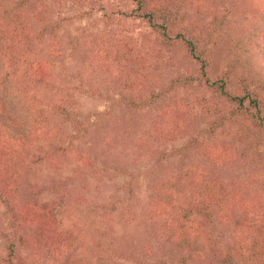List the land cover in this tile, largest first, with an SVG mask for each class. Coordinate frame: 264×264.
Returning a JSON list of instances; mask_svg holds the SVG:
<instances>
[{"label": "trees", "instance_id": "1", "mask_svg": "<svg viewBox=\"0 0 264 264\" xmlns=\"http://www.w3.org/2000/svg\"><path fill=\"white\" fill-rule=\"evenodd\" d=\"M53 1L61 5L89 0ZM108 1L97 0V3L106 9ZM132 1L131 9L121 10L119 15L140 18L153 29L156 33L150 46L153 51L137 49L128 36L110 46L105 35L96 34L87 41L91 63L106 83L129 93L122 98L126 107L156 111L155 118L150 119V128L138 139L139 145L151 142L161 146L189 135L183 146L171 152L160 151L159 159L171 154L190 157L194 153L200 161L195 162V167H203L199 171L181 168L154 184L155 195L150 196L146 215L157 222L162 250L177 264H218L222 251L210 232V227L218 221L232 227V240L227 249L230 257H223L221 264L234 263L235 256L245 264H264V7L255 8L252 17L241 23L239 49L232 48L236 57L232 60L225 57L223 72L212 77L213 59L208 44L219 42L209 34L204 39L206 31L201 22L194 18L188 20L177 0ZM49 10L50 5L39 0L29 10L24 4L19 5L12 15L15 22L0 19V240L3 246L0 264H96L94 254L83 249L84 241L79 234L61 227L56 208L57 197L60 203L74 197L72 182L85 179L99 169L83 147L62 145L51 149L45 146L53 131L44 127L37 111V98L24 84V78H14L9 70L12 64L27 62L28 75L35 87L59 88L53 58L61 55V50L52 45L50 52L42 55L31 25L33 18L45 26ZM199 11L209 15L217 8L202 5ZM44 26L42 31L46 30ZM177 48H182L199 65L200 72L197 76L178 75L164 82L157 73L160 64L153 63L170 59ZM237 69L241 73L237 92H233L229 84ZM194 81L203 83L210 95L205 91L184 94L183 86ZM199 106L201 113L211 119L208 120L209 134L218 128L225 131L227 121L236 128L234 134L230 138L218 137L213 142L200 137L204 129L194 134ZM58 108L77 128V136L84 138L91 133L94 122L79 120L62 104ZM102 135L109 144L117 143L112 135ZM155 152L159 151L155 149ZM247 158L258 163L260 172L242 184L236 179L224 183L220 173L212 176L206 171L241 166ZM66 163L74 164V174L51 179L42 187L37 178L33 180L38 176L36 171L27 184V172L37 170L38 166L48 164L59 172ZM261 183L262 187L252 188ZM130 192L133 196V189ZM75 196V200H80ZM116 204L103 206L104 216L116 209ZM111 219L112 215L106 219L109 225Z\"/></svg>", "mask_w": 264, "mask_h": 264}, {"label": "rangeland", "instance_id": "2", "mask_svg": "<svg viewBox=\"0 0 264 264\" xmlns=\"http://www.w3.org/2000/svg\"><path fill=\"white\" fill-rule=\"evenodd\" d=\"M37 1L39 2L0 0V19L12 23V15L19 5L24 4V8L29 10L32 3ZM43 1L50 5L48 23L44 26L32 18L31 25L35 35L33 38L38 43L42 55L49 53L52 45L61 50V55L53 58L57 66L59 88L49 90L42 86L35 87L28 75L27 62L22 61L17 66L12 64L9 70L14 78H24V84L37 98V111L44 120V127L53 131L45 146L51 149L62 145H71L69 148L83 147L94 159L97 170L99 169L87 178L71 183L74 196L71 200L67 198L60 203L57 197L59 204L56 211L61 227L70 228L79 234L80 239L84 241L83 249H89L94 254L96 264H177L172 262L159 244L160 229L157 222L146 215L150 196L155 195L154 184L159 179L176 174L181 168L199 171L203 167H195V162L200 161L194 153L190 157L171 154L159 159L160 151L171 152L183 146L189 135L161 146L151 142L145 146L137 143L140 136L145 135L150 128V119L155 118L156 111L149 110L151 115L146 109L135 111L126 107L122 98L129 96V93L102 79V73L91 63V52L87 44L96 34L105 35L110 46H114L117 39L128 36L137 49L153 51L150 46L156 33L140 18L124 17L122 13L119 15L121 10L131 9L132 0H109L106 2V9H101L97 0H89L86 3L68 1L61 5L53 0ZM177 3L182 5L188 20L194 18L204 25V39L209 34L212 40L219 42L214 44L209 41L208 44L213 59L210 66L212 77H217L223 72L225 57L230 60L236 57V51L232 48L239 49L238 32L241 23L252 17L255 8L264 7V0H177ZM202 5L214 6L217 11L207 15L199 11ZM43 26L46 30L42 31ZM153 64H160L157 73L164 82L178 75L197 76L200 72L199 65L192 61L182 48H177L170 55V59H160ZM240 69L233 72V79L229 84L233 92L238 89ZM183 90L184 94L189 95L204 91L207 96L210 95V91L200 81L183 86ZM61 104L73 111L79 120L94 122L89 135L84 138L77 136V128L60 112L58 106ZM197 111L196 120L199 121L194 134L204 129L200 133L203 139L213 142L218 137L230 138L229 135L236 131L227 121L228 127L225 131L218 128L214 134H209L208 120L211 119L201 113L200 106ZM103 133L112 135L117 143L113 146L106 142ZM243 146L245 144H241V147ZM155 149L159 152H155ZM36 171L38 176L34 178ZM74 171L73 163H66L59 172L52 170L48 164H43L38 166L37 170L27 172V184L37 178L38 183L44 187L51 179L65 178L74 174ZM206 171L212 176L220 173L224 183L236 179L237 183L242 184V181L251 176H258L260 169L257 162L247 158L241 166L232 165ZM262 185L257 184L252 188H260ZM130 187L133 189V196ZM75 195L80 200H75ZM111 202H117V207L104 216L103 206ZM125 207H128V210H125ZM110 215L111 225L106 220ZM210 232L222 251V256L216 261L221 264L223 257H230L227 249L232 240V227L217 221L210 227ZM0 251H3L1 240ZM231 253L233 255V252ZM236 263L245 264L238 256H235V262L232 264Z\"/></svg>", "mask_w": 264, "mask_h": 264}]
</instances>
